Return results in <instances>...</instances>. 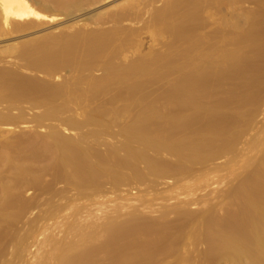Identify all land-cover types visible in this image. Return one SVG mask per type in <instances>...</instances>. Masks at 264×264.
<instances>
[{
	"label": "bare ground",
	"instance_id": "6f19581e",
	"mask_svg": "<svg viewBox=\"0 0 264 264\" xmlns=\"http://www.w3.org/2000/svg\"><path fill=\"white\" fill-rule=\"evenodd\" d=\"M81 1L84 2V0ZM81 1L46 0L44 3H46L45 5L50 3L53 6H59L67 11L68 8H79L78 5H83V3L80 4ZM222 1L223 4L224 1ZM225 1L227 7L224 10L222 9L224 6L221 8L219 4L214 5L215 0H168L164 1L165 3L162 2L163 9L160 10L166 12L168 8L169 14L162 13V11L159 13L157 10L154 16L155 12L151 13L158 24L155 27L153 25L152 28L156 29L157 27L159 33L162 30L161 35L165 31L168 34L170 31L171 34L174 32L177 41L179 38L180 41L184 40L183 42L189 41L192 46L190 47L189 43H186L188 45L184 43L187 49L183 47L184 53L181 51L185 55V62L199 63L192 72H190L192 69L187 70L190 73H184L182 79L179 77L181 82L178 81L180 82L178 84L176 82L178 77L173 78L171 70L181 69V66L177 65L176 67L174 63H171L176 59L169 58L168 55L165 56V59L168 57L171 61L166 59V63L174 66L172 69H166L169 67L166 64L168 67L165 68V71L168 70L173 76L165 73H163L165 77L160 76L169 78L167 80H170L171 77L174 79L173 82L178 85L177 87L171 82V85L174 84L178 89L173 87L174 90H172L171 86V92L168 91L167 94L168 88L164 93L171 98L170 101L174 100L173 102H175L176 100L177 104L183 103L177 111L172 112L173 110H169L166 106V109L171 113L165 110V113L168 112V114H164L161 110L164 114L162 115L156 102L155 105L150 103L156 108L152 105H144L136 115L134 114L135 116L133 115L134 119L133 116H129L132 118V122L128 126V135L118 145L113 144L111 149L105 153L92 151L91 143L84 146L80 140L71 139L55 130H50L46 134L45 139L50 140V145L46 146L49 143L47 140L44 152L45 148L42 144V152L41 148L37 149L38 141H40L38 137H36L33 146L30 145L31 143L24 144L29 147H27L29 150L30 147L31 150L33 149L28 154H21L20 152L24 149L19 147L24 146L18 147L16 143L14 147H18L20 150L15 148V153L17 151L19 153H9L10 151H5V149L8 146L13 147L14 144L11 143V146L6 141L0 143V264L20 262L26 247L25 241L29 238V234H22L16 228L22 218L34 207V204L31 205L21 198L22 190L33 188L34 191H37V197L42 194H50L48 200L57 197L59 202L64 199V193L74 190V195L69 200H64L62 204L68 206L82 197L80 194L85 191L99 194L100 188L105 184H109L108 189L112 190L130 183L155 187L159 181L166 178H171L176 183L188 177L197 179L196 166L206 165L226 152H232L240 137L251 130L257 105L264 104V0ZM240 2H244V4L251 2L255 8L252 11L239 12L243 8H240L242 5L239 4V9L236 3ZM127 4L129 7L120 5L121 11L112 15L114 22L110 20L111 16L109 17L108 20L114 23V26L112 25V28L106 31H88L80 27L77 29L75 26L70 27L74 28L70 30L68 27L67 31L38 36L23 43L7 45L1 49L0 125L27 122L22 111L24 102H28L32 107H39V105L45 107L38 117L31 118L35 125L41 126L42 121L54 119L63 111L67 112V108L70 110V105L74 104L77 98H82L90 91L94 90L92 93H99L100 89L112 90L111 88L118 89V91L122 88L123 91L125 88L124 92L128 91L131 96L137 86L143 85H139L141 83L139 80V84L135 82L136 77L140 76L137 74L147 71L148 68L145 65L147 66L146 63L150 62L146 60V63L143 64V59L142 65H140L141 61H135L134 64L130 61L131 57L127 55L130 62L123 64L125 62L124 44L132 45L139 36L138 34L141 33L137 28L126 29L118 24L121 20L134 19L137 16L134 12L136 5L134 4V8L132 3L128 2ZM232 4H235L237 8L232 7ZM52 5L48 4L47 7L42 6L41 9H38L32 0H0V24L5 27L11 18H15L22 20V23H16L13 27L14 30L21 31L30 28L33 24L30 19L44 18L38 11H42V9L50 11L48 7L52 8ZM50 15H55V12ZM151 16H149V20H152ZM50 19L52 20L53 17ZM153 22L151 23L155 24ZM0 34L5 35L4 31H1ZM126 47L129 48V45ZM133 49L128 53H132ZM134 52L135 49L133 54ZM177 54L179 55L180 52ZM121 55L123 56L121 57ZM4 56L12 57L14 60L12 62L5 61ZM127 56L126 58H128ZM158 56L162 57L161 54ZM170 56L173 57L172 54ZM180 56L178 57L180 58ZM133 59L131 60L133 61ZM178 61L176 60V62ZM138 62L139 65H136ZM184 63L182 62V64ZM184 65L182 66L186 68ZM21 69L41 72L47 77L65 72V76L67 74L70 79H63L55 85L49 84L24 75L20 72ZM94 70L100 71V76L93 77L91 72ZM151 70L152 68L149 71ZM168 71L166 73H169ZM183 71L181 72L183 73ZM143 75L148 78L150 74ZM210 80V83H215L213 87L212 84L210 85L213 88L210 87V89L214 90L216 87L219 88L217 89L219 91L222 82L227 80L232 86V90L235 89L240 94V99L238 97L230 99L231 102L238 100L237 104L235 101L234 103L239 107L230 102L231 105L241 110V107L249 105L248 109L253 107L252 110L249 109L250 112H246L248 109L245 106V112L235 109L238 111L234 113L235 115L223 113L227 109L223 112L220 110V113L219 103L216 106H213L214 103L209 106L212 96L211 100L207 99L210 100L209 103L201 106L199 103L202 101L198 103V97L204 98V95L208 93L206 90ZM143 83L145 86L147 81L144 79ZM229 85L228 88L231 87ZM226 86L227 84L224 87ZM96 88L99 91H95ZM143 88V86L140 87L142 90ZM221 92L222 90L220 94H223ZM225 92L230 93L229 91ZM217 94L213 93V96ZM165 95L163 97H166ZM214 97L217 99L216 96ZM214 97L213 99H215ZM222 97L225 98V96ZM167 98H163V100L167 102ZM222 100L224 101V99ZM257 100L258 104L254 106ZM137 102L133 101V104ZM164 103L158 104L157 102L158 105ZM172 103L166 104L173 105ZM230 103L226 101L221 106L224 107ZM207 104L209 105L207 106ZM218 105L219 109H217ZM163 107L165 108V106ZM11 109H16V114L12 115ZM174 109H176L175 106ZM188 109L192 112L195 110L194 114L197 111H203L198 112L200 115L195 114L196 116L191 115L190 111L189 117L182 115L181 111L185 110L187 113ZM230 110H227V113ZM112 116L110 121L102 116V119L96 116H92L96 118L88 117V119L89 122L92 119L94 123L110 125L116 119L114 115ZM202 118L204 125L200 124L202 128L199 129V127V130L192 134L189 128L191 125L196 127L194 123ZM72 120L61 119V122L69 128H78L81 122ZM240 122L244 123H242L245 125L244 129L243 126L241 128L234 127L233 129L239 131L231 134L230 128ZM29 137L25 139L30 141L35 138L30 139ZM18 139L21 141L20 138H16L17 141ZM44 141L46 142V140ZM218 141L221 143V147L216 146L217 143L219 144ZM119 150L123 151V154H119ZM57 184H62L58 188L59 190L54 189ZM30 201L32 200L30 199ZM194 203V201H187L184 205L163 210L160 214L152 217L142 214L129 215L120 222L107 224L101 231H83L76 242L67 244L61 250L57 257V264H264V146L261 150L259 163L253 165L244 179L229 191L227 203L219 204L216 209L212 207L190 209L186 205H196ZM38 204L39 201L36 205ZM98 239L102 241L98 243ZM198 245L204 246L202 252L196 250Z\"/></svg>",
	"mask_w": 264,
	"mask_h": 264
},
{
	"label": "rangeland",
	"instance_id": "374dc122",
	"mask_svg": "<svg viewBox=\"0 0 264 264\" xmlns=\"http://www.w3.org/2000/svg\"><path fill=\"white\" fill-rule=\"evenodd\" d=\"M32 1L36 3V7L38 9H41L40 7L42 6L47 7L48 4L52 5L50 3L45 5L46 3L44 2L46 0L45 1L43 0L44 2H42L41 0H32ZM85 1L86 0H84V2L82 1L80 2V4L83 3V5H78L79 8L75 7L72 9L70 7L71 9L68 8L67 11L66 9H61L59 6H53V5H52V8L48 7L50 11H44L43 9L42 11L39 10L38 12L42 14L44 18L30 19L33 21L32 26L30 28H26L21 31H16L13 29L16 23H22V20L20 19L11 18L9 21V24L6 25L5 27L1 26L0 24V32L4 31L5 33V35L0 34V50L3 49L7 45L23 43L25 41L34 39L35 37L37 38L38 36L42 37V35L45 36V35H50L51 33L52 34L60 33L59 31H64V30L67 31L66 29L68 27L70 30L74 29L70 27L75 26L77 27V29L78 27H80L88 31L90 30L106 31L112 28V25L114 24L112 23L114 22L112 19L113 18L112 15L116 12L121 11L120 5H124L127 7L128 6L127 3L130 2L133 5L134 4L136 5V8L134 5V8H135L134 12H136L137 14L136 18L121 20L118 24L126 29H134V28L136 29L137 28V30H139V33L140 32L141 33L138 34L139 36L135 39L136 40L134 41L135 44L133 42L132 44L133 46L130 44H124L125 52L123 55H125L126 63L124 62L123 64H127L130 61L135 64V61H139V62L141 61L140 65H142L143 59H144L143 64L146 63V60H148V62L151 63V64L146 63L147 66L145 65V67L148 68L146 71L147 73L145 72L142 74L141 73L137 74V75H140L141 77L137 76L136 81H135V82H138V84L140 83L139 81H141L139 85L141 84L143 85H141L140 87L142 88L143 86L144 88L145 87L146 88L145 89L143 88L142 90L140 89V87L137 86V88L135 89L136 91L134 90L131 96L127 90H126L127 91L126 93L124 92L125 88L123 91L121 90L122 88L119 89L120 91H118V89L116 90L115 88H111L112 90L106 89L108 90L107 92L104 89H100L101 91H99L96 88L95 91L98 90L99 93H92L94 91L93 90L92 92L90 91V93L82 96V98H77L75 103L70 105V110H67L69 109L67 108L66 109L67 112L63 111V113L58 114L54 119L46 118L47 120L42 121L43 123L41 126L35 125V123L31 121V118L38 117L44 111L45 107L42 105H41L42 107L40 105L39 107L38 106L32 107L28 102H24L22 104V111L24 113V116L27 122L25 121L24 123L23 122L21 124L16 123L13 125H10V124L2 125L1 124L0 125V137L3 140L1 139L0 143H2V141H6L10 144L11 143L14 144L13 147L16 144H18V147L24 146L25 148H27L28 146L26 145H29L31 143L30 145L33 146L36 140V137H38L40 141L41 139H43L42 141L46 140V142L45 141L43 142L44 144L41 143L42 141L41 142L38 141L39 145L37 149L40 150L41 148L40 151L42 152V149L44 147L45 148V150H43L44 152L46 151V146L50 145V140L45 139L46 138L45 136L46 134L49 133L50 130H55L61 133L62 135L67 136L71 139L80 140V142H82L84 146L91 143L92 145L90 149L92 151L105 153L106 151H109L111 149L110 147H112L113 144L118 145L119 142L123 141L124 137L128 135V132H129L128 126H130L129 124L132 122V118L129 116H133L134 114L136 115L139 112L140 108H142L144 105L150 106L152 105L150 103L154 104L156 102V106L160 107V108L157 107L158 110L160 111V113H162V115H164V114H168V112L167 113L165 112L169 110H173L172 112L177 111L178 108L181 106V104H183V103L181 104L175 103L176 100L175 102H173L174 100L170 101L171 98H169L168 95L164 94L165 90L169 88L168 90H166L168 94L169 93L168 91H170L171 86H172V90H174L173 87L178 89L177 83L180 84L181 82L180 80L182 79L183 75H185L184 73L187 74V73L192 72L194 70V67L196 68V66H198L199 63L195 64L196 62L194 61L185 62V59H184L185 55L183 54L184 53L183 50L187 49L186 45L188 44L186 43H189V41L187 42L186 41L183 42L184 40L180 41L181 39L176 35V37L179 38L178 39L180 41L179 42L175 40L177 38H175L174 32H172L171 34V31H170V33L168 34L167 31H165L161 35L160 33L163 31L161 30L159 33V29L157 27L156 29L154 28L158 24H156L157 22H155V18L153 16L156 14V10L159 13H161V11L162 13L165 12V10H160V9H163L161 5L168 0H153V2L152 0H149V1L148 0H101V1L87 0L88 3L87 1L86 2ZM221 1L222 0H215L216 3L214 2L215 4L214 3L213 4L214 5L219 4L221 5V8L222 6H224V8L222 9L225 10L227 7L226 1L223 0L224 1V2L222 1L223 4L221 3ZM247 3L246 2L245 4L244 2L236 3L238 5L237 6L238 8H239V4L242 5V7L240 8H243V10L241 9V11L239 10V12L252 11V9L255 8L254 5L251 4V2L250 4H247ZM171 4H173V2H171ZM235 6H236L235 4H232V7L237 8ZM56 7H59L58 9L60 10H58ZM80 8L81 10H79ZM166 10L168 11V8ZM224 10L222 11V13L224 12ZM236 10L238 12V9ZM54 12H55V15H50V13H54ZM151 13L152 14L154 13L153 16H151ZM110 16H111V19L109 18ZM149 16L152 17V20H149ZM51 17H53L52 20L50 19ZM225 17L228 18V16H225ZM108 19L112 20V22ZM150 21L151 22L154 21L153 23L155 24H152ZM153 25L154 27L152 28ZM147 27L149 28L146 29ZM150 30L152 32L153 31L155 32L152 33ZM126 45H129L130 49L126 47ZM189 46L191 47L192 44L189 43ZM225 46L228 47L227 45ZM131 47L135 49L134 54H133L134 49ZM183 47L184 49H182ZM131 49H133L132 53H128V52H131ZM174 50L175 52L177 50V53L180 52L179 55H181L180 58L182 60L178 57L179 55L175 53ZM160 54L162 56L161 58H159L158 56ZM170 54H172L173 57H171ZM123 55H121V57ZM127 55H129L131 59L134 58L133 61ZM167 55L169 58H174L177 61L179 59L178 62H176V60H174V62L173 61L171 62L169 61L170 59H168V57L166 58L169 62L174 63L176 67L177 65H179L178 67L181 66L182 70L179 68L178 69L175 68L176 70H178L177 72L175 71V69L171 70V73L174 75L173 78H175L176 76L178 77V78L176 77L177 79L175 78L177 80L176 81L177 83L176 82L174 83L173 82L174 79L171 77H170V80H167L169 78H164L165 76L163 75V73L169 74V76H173L172 74H170L168 70L167 71L169 73H166L167 71H165L166 69H172L174 67L172 64L170 66L169 63H166L165 56ZM126 56L128 58H126ZM4 58H5V61H8V62H12L14 60L12 57L10 58L8 56H4ZM135 59H138V60H135ZM196 61L199 62L198 60ZM139 62L136 63V65H139ZM182 62L183 63L185 62L186 64L184 63L185 64L184 65L182 64ZM180 63L186 66V68H187V65L190 68L188 67L186 69ZM166 64H168L170 68L168 67V65L166 66ZM150 65L153 70V71L151 70L153 75L151 74V71H149L151 69ZM161 70H164V72H161ZM187 70L188 71L191 70V71L188 72ZM181 71H183V73ZM20 72L23 73L24 75H27L32 78L41 80L43 82H47L49 84H54V85L60 83L63 79L67 80V78H69L67 74L65 76L64 74L65 72L57 73V75L53 77H47L41 72L30 71V70H25V69H21ZM173 72L174 73L176 72L177 75H175L176 73L174 74ZM179 72L182 74L179 75L178 74ZM91 74L93 77L95 76L96 78L100 76V71L94 70L91 72ZM143 74H146V75L150 74L151 76L149 75L150 77L148 76L147 78ZM160 75L161 76L163 75L164 77H161ZM158 76L161 78H157ZM169 76L166 75V77H169ZM144 79L145 81H147V83H145V86L143 83ZM171 82L176 84L177 87H175L174 84L171 85L172 84ZM210 82L211 80L209 81L208 83L209 86H207V90H206L208 92L207 94L210 96H208L205 92L206 95H204L205 96L204 98H206V96L207 98L204 100L203 97H198L199 98L197 100L198 103L199 101H202V103H199V104L201 106L203 104L204 106L205 103H207L208 101L212 99L210 101V105L207 104V106L208 105L211 106V104L213 105V103L215 104L213 106H216L217 103H219L221 107L219 109V105L217 106L218 107L217 109H219V112L220 110H222L223 112V110L231 109L229 113H227V110L224 111L223 113H226L227 115H232L231 113L233 114L237 113L238 112L237 110H239L240 108H236L239 106L235 105L234 103L235 100L233 102H231V100L237 97L238 99H240V94L236 92L235 89L232 90V86L229 85V82H227V80H225L226 83L222 82L221 86L223 88L219 85V87H221L220 89L222 90L221 93L223 94H220L221 90L220 91L217 90L219 88L214 87V90H211L210 87L215 86L214 85L215 83L213 81H212L213 84ZM225 84H227L226 86L227 88L224 87ZM192 85L194 86V82ZM228 85L231 87L228 88ZM102 90H103V93H102ZM225 91H229L231 94L228 92L226 93ZM213 93H216V94L218 93L219 98H218V94L214 95L217 97L216 99L213 96ZM127 94L129 97L127 96ZM164 95L166 97H163ZM222 96H225V98ZM162 97L164 99L168 97L169 99L167 98L168 101L166 100L167 102H165ZM213 97L215 99H213ZM207 99H210V100H207ZM220 99L221 100L224 99V101L223 100L221 101ZM133 101L134 102L138 101V102L136 104H133ZM226 101L229 103L230 102L233 103L236 107L234 105L232 106L231 103L228 104L229 106L226 105L228 107L226 106L222 107L221 105H224L223 103ZM157 102L158 104L164 103V102L165 103L158 105ZM166 103H172L176 107V109H174L173 105L171 104L167 105ZM255 103H254L255 104L254 106L258 104V100ZM162 105L165 106V108ZM156 106L154 107L156 108ZM166 106L169 108V110L166 109ZM170 106L171 107L173 106V107L171 108ZM245 106L241 107L242 110H244V112L246 110ZM257 106H258L257 112H255L256 115L253 118L251 130L248 132H245L246 134L243 133L245 135H242L240 139L235 143V146L232 152L228 151L223 156L219 158H215L212 161H209L208 163H206V165L196 166L197 174H198L197 179H195L196 177L195 178L188 177L185 180H180L179 182L176 183V182H173V179L171 180V178H166V179L159 181L155 187H145V184L130 183L129 185H121L112 190L108 189L109 184H105V186L103 185L100 188L99 194H91L88 191H85L80 194V196L82 197H80L78 200H75L68 206H65V205L63 206L62 204L64 203V200L67 201L72 195H74L75 193L74 190L64 193L63 194L64 199H62L61 202L57 200V197H54L52 200H48L50 197V194H42L39 197H37L36 196L37 191L36 190L34 191L33 188L26 189V190L24 189L22 191L20 190L21 198L24 199V201H26L27 203H31V205L34 204L33 205L34 207L31 208V210L22 218V221H20L16 226V228L18 229L20 233L22 234L26 233V235L29 234L28 235L29 238H27L25 241L26 247H25L24 252L22 253L21 260L17 264H57V260H58L57 257L60 254L61 250L67 244L76 242L81 237L83 231H89V232L101 231L102 229H104V227L107 224L120 222L121 220L127 218L129 215L142 214V215H148L152 217L154 215L160 214L163 210L170 209L178 205H184L187 201H194L195 202L194 204H196V205L186 204L188 205L190 209L193 207L194 208L212 207L216 209L219 204L227 203L229 191L232 188H234L235 185H237L240 180L244 179V177L252 169V166L255 164H258L261 158V150H262V147L264 146V104L262 103ZM121 107H123L124 109ZM252 108L253 107L249 109L252 110ZM249 109L246 110V112L249 111ZM161 110L164 112V114L163 112H161ZM183 111H181L183 113L182 115L189 117L190 114L191 115L194 114L195 110H193L192 112L188 109L186 110L187 113L185 112V110ZM189 111L191 112L190 114H189ZM202 111L203 110L197 111V113L195 114L197 115L199 114L198 112H202ZM15 112H16V109L10 110V113L12 115L16 114ZM169 113H171V111H169ZM204 114L205 113L203 112V115ZM112 115H114L116 119H114L113 120L114 123L112 122V124L110 125L109 124L101 125V124L92 122V119L96 117L100 119H102L103 117L104 119L106 120L108 119V121H110V118H113ZM92 116H96V117H92ZM134 116H133V119H134ZM88 117L92 118L90 119V122H89ZM121 117L122 118L125 117V118L122 119ZM61 119L62 120L64 119L72 120L73 119L72 121L79 122V123L81 122V124L78 128H69L64 123L61 122ZM108 121L104 120V122L106 123H108ZM242 123L243 122H240L238 125H234L233 127H231L230 128L231 131L229 132L231 134H233L234 132H238L239 131L238 129L237 130L233 129L234 127L237 128V126L240 128L243 126V129H244L245 125H243L244 123L243 124ZM194 124H196L197 129H195L196 127H193L194 125H191V127L189 128L190 129L189 131L192 134L193 132L195 134L196 130H199L202 128V126L204 125L203 118ZM200 124L201 125L203 124V125L200 126ZM192 128H194L195 130L194 129L192 130ZM243 129L242 131H244ZM28 136H30L29 137L30 139L34 137L35 138L29 141V139H25V138H28ZM16 138H20L21 141L18 139L19 141L18 142ZM26 140H28V142H26ZM47 140L49 143L47 142ZM41 144L43 145V147ZM40 145L41 147H39ZM216 146L221 147L222 145L219 142V144L217 143ZM13 147L8 146L5 149V151H8V152L10 151L9 153H12V152L15 153V150H16L15 148H18V147H14V151H13ZM24 147H19L20 149H24L20 153L21 154L30 153L31 147H30V150L28 149L29 147L26 150ZM39 150L38 152H40ZM122 152L123 151L119 150V154H123ZM16 153L18 154L19 151H17ZM46 179H49V177H46ZM189 183H191L192 185L190 186L187 185ZM61 186L62 184H57L54 186V189L56 190L60 188ZM30 199L32 201H30ZM38 201H39V204L36 205ZM45 202H48V203L46 204ZM226 206L227 205L225 204V207ZM101 241H102L101 239L97 240L98 243ZM203 248L204 246H200V245L196 246V250H200L201 252Z\"/></svg>",
	"mask_w": 264,
	"mask_h": 264
}]
</instances>
